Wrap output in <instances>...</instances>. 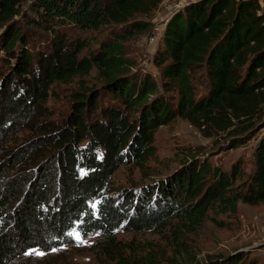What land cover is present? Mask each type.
<instances>
[{"label":"trees","instance_id":"trees-1","mask_svg":"<svg viewBox=\"0 0 264 264\" xmlns=\"http://www.w3.org/2000/svg\"><path fill=\"white\" fill-rule=\"evenodd\" d=\"M162 1L0 0V264H41L29 252L77 236L93 238L99 264H154L116 235L182 231L264 203V132L244 180L237 164L226 172L194 152L149 183L112 184L122 165L150 170L155 129L177 118L220 151L264 130V0H195L171 13L155 79L132 70L123 45L151 29ZM91 72L98 86L85 82ZM71 84L63 114L52 106ZM201 264L257 262L236 252Z\"/></svg>","mask_w":264,"mask_h":264},{"label":"rangeland","instance_id":"rangeland-1","mask_svg":"<svg viewBox=\"0 0 264 264\" xmlns=\"http://www.w3.org/2000/svg\"><path fill=\"white\" fill-rule=\"evenodd\" d=\"M191 0H163L152 14L151 29L134 36L124 42L127 58L134 62L132 70L136 73H148L155 79L159 72L153 59L160 47L164 23L168 16ZM119 27L115 28V30ZM108 36V31L97 37ZM96 43L92 47H96ZM203 78L196 83L197 97L205 95ZM95 72L85 78L88 85L98 86ZM70 86H61L58 90L59 99L52 107L65 114L68 111L66 103ZM258 136L245 145L232 150L220 151L212 139L203 138L187 121L180 118L170 124L161 125L154 131L155 155L146 163L150 170L139 169L130 165H122L112 175L111 182L118 188H129L132 185L149 183L158 175L173 171L182 162L186 154L201 152L213 166L228 172L232 165L241 168V180L253 170V151L259 139ZM151 172V173H150ZM147 174H152L149 177ZM240 180L237 181L239 183ZM178 227H165L162 232H119L116 240L128 244L126 254L136 257L149 256L154 264H201L210 258L226 257L236 252H243L257 264H264V203L248 205L239 203L234 216H208L201 224L179 231ZM96 237V236H95ZM93 238L83 240L76 237L73 245H67L57 250L42 253L33 250L27 255L28 260L34 259L41 264H99L91 251ZM134 250L135 252H131ZM108 264H114L108 262Z\"/></svg>","mask_w":264,"mask_h":264},{"label":"built area","instance_id":"built-area-1","mask_svg":"<svg viewBox=\"0 0 264 264\" xmlns=\"http://www.w3.org/2000/svg\"><path fill=\"white\" fill-rule=\"evenodd\" d=\"M191 1H195V0H191Z\"/></svg>","mask_w":264,"mask_h":264}]
</instances>
